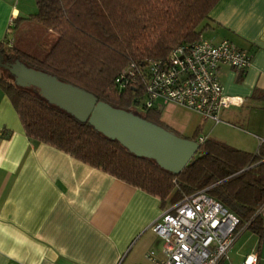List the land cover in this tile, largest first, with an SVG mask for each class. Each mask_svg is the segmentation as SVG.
Wrapping results in <instances>:
<instances>
[{
	"label": "trees",
	"instance_id": "16d2710c",
	"mask_svg": "<svg viewBox=\"0 0 264 264\" xmlns=\"http://www.w3.org/2000/svg\"><path fill=\"white\" fill-rule=\"evenodd\" d=\"M27 19L38 25L39 38L24 48L0 40L9 62L45 71L77 86L97 101L137 112L149 122L181 137L161 119V108L139 113L134 103L139 80L124 86L117 78L134 64L164 60L173 48L199 37L218 0H34ZM33 39V37H31ZM232 42V41H231ZM6 48V49H5ZM0 74V88L9 98L29 140L46 143L125 183L173 203L200 189L220 202L248 229L264 249V143L248 152L205 137L193 162L172 173L149 158L129 152L117 140L97 131L47 102L36 89L15 85ZM136 71V79H140ZM11 78V79H10ZM197 140L195 130L190 137Z\"/></svg>",
	"mask_w": 264,
	"mask_h": 264
},
{
	"label": "crops",
	"instance_id": "0c3cea01",
	"mask_svg": "<svg viewBox=\"0 0 264 264\" xmlns=\"http://www.w3.org/2000/svg\"><path fill=\"white\" fill-rule=\"evenodd\" d=\"M35 11L34 0H0V40L9 41L11 26ZM201 37L227 39L251 54L243 71L217 70L223 93L245 101L221 109L218 122L164 118L162 111L161 119L177 132L195 124L198 137L257 152L264 143V0H218ZM171 204L29 140L0 88V264H153L145 254L160 256L162 239L152 224Z\"/></svg>",
	"mask_w": 264,
	"mask_h": 264
},
{
	"label": "built area",
	"instance_id": "2783aa9c",
	"mask_svg": "<svg viewBox=\"0 0 264 264\" xmlns=\"http://www.w3.org/2000/svg\"><path fill=\"white\" fill-rule=\"evenodd\" d=\"M252 56L244 48L223 39L218 43L199 37L187 45H178L164 60H151L141 67L131 64L117 81L124 86L139 80L141 93L134 109L147 111L165 104L187 107L202 119L219 121L218 114L225 107L241 106L245 98L225 95L217 70L228 64L243 71ZM139 72L140 79L135 73ZM205 139L199 136L197 142ZM239 220L206 189L183 195L169 205L152 224L162 239L161 255L152 252L145 258L153 264H231L225 262L227 252L242 229ZM259 255L245 256L241 264H258Z\"/></svg>",
	"mask_w": 264,
	"mask_h": 264
},
{
	"label": "water",
	"instance_id": "95a60500",
	"mask_svg": "<svg viewBox=\"0 0 264 264\" xmlns=\"http://www.w3.org/2000/svg\"><path fill=\"white\" fill-rule=\"evenodd\" d=\"M2 59L0 54V61ZM2 67L12 75L15 85L37 89L47 102L78 120H88L102 135L117 140L135 156L152 159L172 173L181 172L193 162L200 145L196 140L149 122L137 112L97 101L89 92L17 59L3 63Z\"/></svg>",
	"mask_w": 264,
	"mask_h": 264
},
{
	"label": "rangeland",
	"instance_id": "374dc122",
	"mask_svg": "<svg viewBox=\"0 0 264 264\" xmlns=\"http://www.w3.org/2000/svg\"><path fill=\"white\" fill-rule=\"evenodd\" d=\"M37 28L38 25H35L34 21L22 22L20 24L18 23L16 27L11 26V29L14 30V34L12 32L8 33L7 39H9L10 44H12L13 46H19L21 48L22 47L24 48L25 46L30 45L31 40L33 42L39 38L40 33H39V29ZM31 37H33V39ZM0 74L6 78L10 77L1 70H0ZM28 89H33V87H29ZM138 111L140 112V110ZM161 111H162V117L164 118L177 117L186 120L193 115V117H191L192 120L191 122L194 123L195 121H198L200 117L199 114L192 111L191 109H188L187 107H184L182 105H177L172 103L162 106ZM142 112L145 113L146 111H142ZM195 124L191 129L190 126L185 128L184 126H182L181 128L182 130L179 132L180 135L184 137H190L193 133L191 131L195 128ZM202 127H204L203 123H202ZM251 253H257L259 255L258 264H264V249H261L260 251L258 250L257 236L248 229H242L238 237L234 241L233 245L228 250L225 262H230L231 264H241L245 256Z\"/></svg>",
	"mask_w": 264,
	"mask_h": 264
},
{
	"label": "flooded vegetation",
	"instance_id": "af4514ba",
	"mask_svg": "<svg viewBox=\"0 0 264 264\" xmlns=\"http://www.w3.org/2000/svg\"><path fill=\"white\" fill-rule=\"evenodd\" d=\"M0 54H1V53H0ZM6 62H9V61H8V59H6V57L4 56L3 59L0 61V70H1L2 72H5L6 75H8L9 72H8L4 67H2V64H3V63H6Z\"/></svg>",
	"mask_w": 264,
	"mask_h": 264
}]
</instances>
